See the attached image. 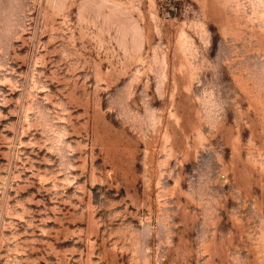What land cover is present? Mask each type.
I'll list each match as a JSON object with an SVG mask.
<instances>
[{
  "label": "rangeland",
  "instance_id": "rangeland-1",
  "mask_svg": "<svg viewBox=\"0 0 264 264\" xmlns=\"http://www.w3.org/2000/svg\"><path fill=\"white\" fill-rule=\"evenodd\" d=\"M0 264H264V0H0Z\"/></svg>",
  "mask_w": 264,
  "mask_h": 264
}]
</instances>
